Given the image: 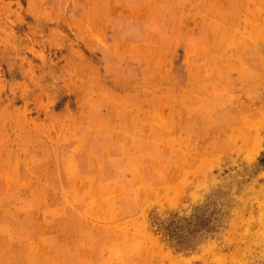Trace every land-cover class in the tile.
Returning <instances> with one entry per match:
<instances>
[{
    "label": "rangeland",
    "instance_id": "374dc122",
    "mask_svg": "<svg viewBox=\"0 0 264 264\" xmlns=\"http://www.w3.org/2000/svg\"><path fill=\"white\" fill-rule=\"evenodd\" d=\"M263 199L264 0H0V264H264Z\"/></svg>",
    "mask_w": 264,
    "mask_h": 264
},
{
    "label": "bare ground",
    "instance_id": "6f19581e",
    "mask_svg": "<svg viewBox=\"0 0 264 264\" xmlns=\"http://www.w3.org/2000/svg\"><path fill=\"white\" fill-rule=\"evenodd\" d=\"M264 201V199H263ZM256 225L254 227L253 233H251V240L255 243H264V203L261 206V209L259 210L258 214L256 215ZM246 227L249 225V223H245ZM243 229L242 222H235V231L231 234V237H234L236 231ZM241 232V231H240ZM145 251H149L148 247H145ZM157 251H160V247L157 246Z\"/></svg>",
    "mask_w": 264,
    "mask_h": 264
},
{
    "label": "trees",
    "instance_id": "16d2710c",
    "mask_svg": "<svg viewBox=\"0 0 264 264\" xmlns=\"http://www.w3.org/2000/svg\"><path fill=\"white\" fill-rule=\"evenodd\" d=\"M195 214H197L196 217L198 219H202V220H204L207 223L210 222L212 220V216H214V213L212 211L209 212L208 208L203 209L201 211V213H199V214H198V212L195 213ZM221 215H223V213ZM177 229H178V226H176V223L168 224L167 225V233H168V235H170L171 237L176 238L177 237L176 236L177 235L176 234L177 233ZM177 247H178V249L179 248H182V249H187V248L194 249L195 245H193V244H188V245L181 244V245H179L177 243Z\"/></svg>",
    "mask_w": 264,
    "mask_h": 264
}]
</instances>
